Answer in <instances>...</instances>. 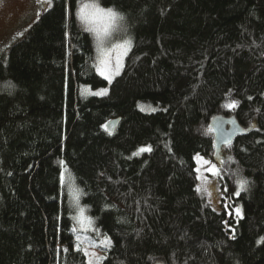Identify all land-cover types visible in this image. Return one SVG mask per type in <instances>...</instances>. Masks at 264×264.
I'll return each mask as SVG.
<instances>
[{"label":"trees","instance_id":"16d2710c","mask_svg":"<svg viewBox=\"0 0 264 264\" xmlns=\"http://www.w3.org/2000/svg\"><path fill=\"white\" fill-rule=\"evenodd\" d=\"M85 1L50 0L0 55V264H87L90 244L101 264H264V0H94L133 41L110 83ZM219 114L247 129L219 152L248 182L229 213L197 190L217 153L197 127ZM63 167L101 237L75 224Z\"/></svg>","mask_w":264,"mask_h":264},{"label":"rangeland","instance_id":"374dc122","mask_svg":"<svg viewBox=\"0 0 264 264\" xmlns=\"http://www.w3.org/2000/svg\"><path fill=\"white\" fill-rule=\"evenodd\" d=\"M94 0H86L80 5L78 17L80 15V10L83 4L95 3ZM103 7L101 4H99ZM49 0H0V55L6 51L10 46L20 41L24 35L27 33L29 28L37 20L40 14L45 12L50 7ZM108 9L107 7H103ZM114 9V8H111ZM115 10V9H114ZM116 11V10H115ZM117 12V11H116ZM79 21L83 28L87 30L88 25H85L79 18ZM107 26V22L100 20L96 23L95 27L99 29H104ZM88 31V30H87ZM89 32V31H88ZM94 37V46H95V64L96 69L101 75V71L104 68L102 61L108 60V67L113 70V74L110 76V81H112L116 76H118L123 69L126 56L128 55L132 47V37L129 34L128 28L123 22L119 20L116 24V27L111 31V34L106 38L105 50L108 52V55L105 57L100 51H98V41L94 32H90ZM131 41L130 49L125 52L124 48L116 47V45L123 44L124 41ZM117 61L120 63V71L118 74H114V69ZM104 77V75H101ZM105 78V77H104ZM108 82L109 80L106 79ZM110 83V82H109ZM101 90H106L105 88L91 89V94L94 92H99ZM93 95V94H92ZM104 95V94H103ZM140 105V109L145 112H152L154 108H143ZM198 131L201 134H204L207 131H211L210 127L206 123H202L197 127ZM230 153H214L213 156L209 158H203L199 161V182L198 189H201L208 202L213 206L217 211L226 210L227 213L230 211H235L236 208H240L241 204L236 202L233 197L235 191L238 190L237 181L240 180L238 176L239 169L233 167L232 162H230ZM198 157H201L200 155ZM211 161L212 164H215L216 167L220 170V175H212L208 170L203 161ZM238 167V166H237ZM237 173V174H236ZM240 173V172H239ZM63 184L67 193V197L73 212V219L77 227L83 231H92L96 232L97 235L101 237L99 228L96 225V220L90 214L88 207L84 206L81 202L80 191L76 187L71 175L66 172V169L63 167ZM244 179V178H243ZM229 180V183H228ZM207 187L208 191H203ZM223 187V188H222ZM211 193L209 195L208 193ZM78 198V203H77ZM236 204H240L236 205ZM81 209L83 210V215H81ZM103 238V237H102ZM104 239V238H103ZM105 240V239H104ZM89 247V248H88ZM93 247L88 245L85 246L89 252H94L95 257H92L94 264H96V259L102 257L105 251L92 250ZM89 259V257H88ZM151 264L155 263V259H150Z\"/></svg>","mask_w":264,"mask_h":264},{"label":"snow or ice","instance_id":"6c2138e0","mask_svg":"<svg viewBox=\"0 0 264 264\" xmlns=\"http://www.w3.org/2000/svg\"><path fill=\"white\" fill-rule=\"evenodd\" d=\"M49 2H50V0H49ZM79 18L85 25H88L87 30L89 32L95 33L96 39L98 41V51H100L102 53V55H104L106 57L108 55V52L105 50V47H104L105 42H106V38L111 34V31L116 27L117 22L119 20H122L123 17L118 12H116L114 9H111V8L105 9V8L101 7L98 2H95V3L83 4L81 7V10H80ZM100 20H104L107 22V26L104 29H99V28L95 27L96 23ZM130 46H131L130 40L124 41L123 44L116 45V47L124 48L125 52L130 49ZM102 64L104 65V68L101 71V75H104L105 79H108L109 82H111L110 76H111V74H113V70L108 67V60L107 59L103 60ZM119 71H120V63H119V61H117L115 69H114V74H118ZM92 94L93 95H103V94H106V90H101L99 92H94ZM237 105H238V102L233 100L228 105V107L230 109H233V108L237 107ZM152 111H155V109H152ZM150 151H151V147L148 146L145 148H140L139 152L135 153V154L138 155L139 153L150 152ZM201 160H203L202 157H197L198 162ZM203 163H204V165L208 166L207 170L212 175H215V176L220 175V170L216 167L215 164H212L211 161L204 160ZM196 170H197V172H199L200 168L198 167ZM62 179H63V177H62ZM247 183L248 182L246 179L241 178L240 180H238L237 181L238 190L235 191V195L238 196L240 194V192L247 191ZM197 190L201 191V189H197ZM203 191L207 192L208 191L207 187H205L203 189ZM208 194L211 195L210 192ZM77 203H78V198H77ZM236 213H237V215H241L239 209L236 210ZM81 215H83L82 209H81ZM94 246H99V245L90 244V247H94ZM103 247L105 249H108L111 247V241L107 237L105 238V241L103 242ZM65 251H67V250H65ZM76 251H78V252L83 251V255L85 257H89V259L87 260V264H94V261L92 259V257L96 256V254L94 252H89L87 249H81L80 247H77ZM103 259H104L103 257L97 258L96 264H101Z\"/></svg>","mask_w":264,"mask_h":264},{"label":"water","instance_id":"95a60500","mask_svg":"<svg viewBox=\"0 0 264 264\" xmlns=\"http://www.w3.org/2000/svg\"><path fill=\"white\" fill-rule=\"evenodd\" d=\"M119 122L120 119H113L107 123L106 128L109 134L115 131ZM209 127L213 134L214 152L217 153L223 148L232 145L237 136L247 132V129L238 122L235 115L226 117L219 114L210 120ZM155 260L153 264H167L164 259L156 258Z\"/></svg>","mask_w":264,"mask_h":264}]
</instances>
